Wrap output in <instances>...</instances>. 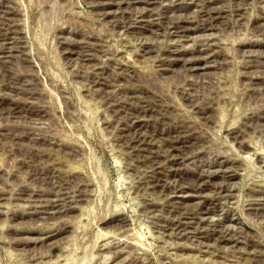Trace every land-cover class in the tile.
Segmentation results:
<instances>
[{"label": "rangeland", "instance_id": "374dc122", "mask_svg": "<svg viewBox=\"0 0 264 264\" xmlns=\"http://www.w3.org/2000/svg\"><path fill=\"white\" fill-rule=\"evenodd\" d=\"M110 2L0 0V264H264V0Z\"/></svg>", "mask_w": 264, "mask_h": 264}, {"label": "bare ground", "instance_id": "6f19581e", "mask_svg": "<svg viewBox=\"0 0 264 264\" xmlns=\"http://www.w3.org/2000/svg\"><path fill=\"white\" fill-rule=\"evenodd\" d=\"M112 2H110V5H113V4H120L121 2L123 1H128V0H111ZM142 1H146V2H149V1H152V0H142ZM155 3V2H154ZM103 4V2H102ZM106 4V2L104 3ZM125 4V3H124ZM118 6V5H117ZM146 6V5H145ZM185 6V5H184ZM217 10V9H216ZM219 10H217L218 12ZM142 12V11H141ZM149 12V11H148ZM213 12V10H212ZM156 13V12H155ZM154 13V14H155ZM213 14V13H212ZM210 16V18L213 19V16ZM219 14V13H218ZM217 15V14H216ZM148 17H151L150 19ZM155 19L156 17H153V11H151L150 13H137L134 17V20L133 22L134 23H139L138 27H142V28H147L149 25L155 23ZM209 21H206L203 25H197V26H194V27H188V26H185L184 24H174L172 25L171 27L174 29L172 32L176 35H181L179 33H185V34H188L190 31L194 30H198L199 28H202V27H206L207 25H209ZM176 32V33H175ZM178 33V34H177ZM209 50L210 49V43L206 42V43H203L202 44V47L200 48V50ZM6 52V51H5ZM212 54H208L207 56H201L202 58H196V59H200L199 61H197L196 64H198V66L200 64H203L206 62L207 58L209 59V57H211ZM194 57V56H193ZM192 59V58H191ZM205 59V60H204ZM193 63V62H192ZM206 64V63H205ZM203 66V65H202ZM193 68V67H192ZM137 120V119H136ZM137 124V123H136ZM143 141V140H142ZM172 143V142H171ZM175 150V149H174ZM187 186H184V185H181L179 187H177L174 191H173V195L171 197V199L173 200H176L177 202H182L184 201V198H187V197H193V196H198L199 194H202V193H199L197 195L190 193L191 191H188L186 189ZM198 193V192H197ZM205 196V195H204ZM201 199V198H200ZM204 202V201H203ZM185 203V202H184ZM175 204V203H174ZM177 204V203H176ZM206 208V207H205ZM206 211H209L207 209H204L203 213H207ZM210 214V213H209ZM193 216V215H192ZM208 216V215H207ZM206 216V217H207ZM210 217V216H209ZM201 221H205V217L203 215L202 218H199ZM191 220V219H190ZM212 220V219H211ZM210 220V221H211ZM198 221V220H197ZM196 223V222H195ZM212 223V222H211ZM213 224V223H212ZM185 226V225H184ZM183 227V226H182ZM188 227V226H187ZM180 228V226H179ZM189 228V227H188ZM225 238V237H224Z\"/></svg>", "mask_w": 264, "mask_h": 264}]
</instances>
